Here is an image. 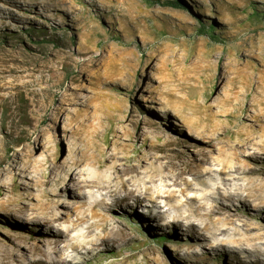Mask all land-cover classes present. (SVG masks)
Masks as SVG:
<instances>
[{"label": "rangeland", "instance_id": "1", "mask_svg": "<svg viewBox=\"0 0 264 264\" xmlns=\"http://www.w3.org/2000/svg\"><path fill=\"white\" fill-rule=\"evenodd\" d=\"M249 134L245 154L264 143V0H0V264L60 250L69 264H264L191 249L144 205L106 211L72 178L108 185L123 163L178 154L217 168ZM58 215L59 237L43 224Z\"/></svg>", "mask_w": 264, "mask_h": 264}, {"label": "bare ground", "instance_id": "2", "mask_svg": "<svg viewBox=\"0 0 264 264\" xmlns=\"http://www.w3.org/2000/svg\"><path fill=\"white\" fill-rule=\"evenodd\" d=\"M251 138L252 135L249 134L246 142L237 147L241 150L240 153L223 155L217 168L210 167L208 156L194 166L195 163L191 161L180 160L178 154L169 158L160 169L149 170L146 167L151 157L140 160L138 164L123 163V167L114 174V180L108 182V185L103 184L104 181L98 177L93 181L80 180L82 174L77 170L72 173V178L76 180V189L79 191L97 185L102 193L96 205H104L106 211L120 207L125 213L128 208L144 205L148 209L147 215L156 221H163L164 228L177 227L175 235L171 237H179L180 231L187 232L189 247L212 242L207 244L211 250L231 249L235 257L257 263L260 256L264 257V251L260 249L264 242H259V235L249 237L247 232L264 231V166L259 164L260 154L264 153V143L260 141L261 144L254 145L256 151L245 154ZM109 158L112 165L127 159L124 156L117 157L115 153ZM159 159L162 158L157 160ZM188 173L194 176L192 181L185 178ZM96 175L97 173L95 177ZM124 176L127 178L124 179ZM254 176L260 178L255 179ZM107 199H111V203ZM162 200L167 207L165 210L159 204ZM62 217L58 215L43 218V224L57 237L62 233L59 229H53L52 225L54 222H61ZM81 219L83 218L78 221ZM233 224L237 226L232 228ZM75 226V222H70L67 231L73 230ZM221 236L224 238L218 240ZM256 240L259 241L255 242ZM90 243L97 245L95 240ZM78 246L77 243L71 245L72 252L77 251ZM191 249L183 254L186 262L197 255ZM35 251L41 252V249L35 247ZM19 257L20 254L12 256L13 261H17ZM73 257L74 255L60 250L53 257L45 256L44 260H34L29 264H69Z\"/></svg>", "mask_w": 264, "mask_h": 264}, {"label": "trees", "instance_id": "3", "mask_svg": "<svg viewBox=\"0 0 264 264\" xmlns=\"http://www.w3.org/2000/svg\"><path fill=\"white\" fill-rule=\"evenodd\" d=\"M210 28H212V27H209V29ZM202 30H203L202 33H204V32H211L212 33V31H207L204 27H202ZM27 33H31V32L30 31H27Z\"/></svg>", "mask_w": 264, "mask_h": 264}]
</instances>
